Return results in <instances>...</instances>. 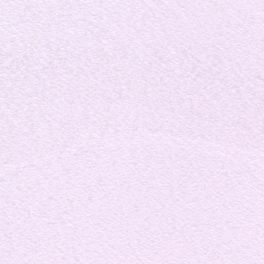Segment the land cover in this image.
<instances>
[{
    "label": "snow or ice",
    "instance_id": "snow-or-ice-1",
    "mask_svg": "<svg viewBox=\"0 0 264 264\" xmlns=\"http://www.w3.org/2000/svg\"><path fill=\"white\" fill-rule=\"evenodd\" d=\"M0 264H264V0H0Z\"/></svg>",
    "mask_w": 264,
    "mask_h": 264
}]
</instances>
